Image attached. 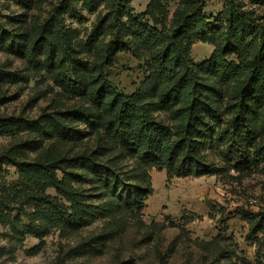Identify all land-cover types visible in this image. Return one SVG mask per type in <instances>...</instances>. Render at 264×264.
I'll use <instances>...</instances> for the list:
<instances>
[{"label":"rangeland","instance_id":"rangeland-1","mask_svg":"<svg viewBox=\"0 0 264 264\" xmlns=\"http://www.w3.org/2000/svg\"><path fill=\"white\" fill-rule=\"evenodd\" d=\"M199 8L203 31H183L184 19ZM141 16L168 43L176 32L192 42L184 55L209 100L192 143L196 157L217 168L214 175L169 178L146 170L104 134L101 112L89 96L70 94L56 81L64 73L86 82L91 92L107 80L126 95L141 93L154 120L180 138L184 106L162 103L163 88L150 80V54L134 45L135 54L107 63L109 44L133 41L128 28ZM152 18L161 25L155 27ZM248 18L264 27V0H0V117L25 125L15 136L0 137L2 211L12 220L38 213L28 199L38 188L21 197L19 170L9 163L15 146L26 168L43 173L44 184L54 174L66 179L89 208L85 225L47 226L41 238L0 221V264H264V108L244 103L246 76L226 82L210 65L224 57L250 66L263 41ZM209 33V42L194 40ZM13 36L21 39L22 53L10 51L6 40ZM78 157L95 164L75 169L70 161ZM112 174L123 182L124 199L114 187L107 189L103 178ZM148 177L153 195L141 212L130 211V191L146 187ZM47 194L59 197L55 189Z\"/></svg>","mask_w":264,"mask_h":264},{"label":"trees","instance_id":"trees-1","mask_svg":"<svg viewBox=\"0 0 264 264\" xmlns=\"http://www.w3.org/2000/svg\"><path fill=\"white\" fill-rule=\"evenodd\" d=\"M152 20L155 27L161 25L158 20L154 18ZM247 21L250 27L261 35L263 41L262 47L250 62V66L247 68L242 64L230 62L224 57L219 62L212 60L210 65L226 82L235 77L246 76L241 92L244 103L263 109L264 27L249 18ZM203 23L202 8H199L184 19L181 28L183 31L197 30L200 32L203 31ZM55 33L60 40L64 39L65 34L60 27L56 28ZM128 33L132 35L133 41L109 44L107 63L112 66V59L122 53L135 54L134 45H141L150 54L152 72L150 80L163 88L162 103L170 109L179 104L184 106L183 113L186 121L180 138H175L170 129L154 120L141 93L126 95L107 80L101 88L91 92L86 82L72 81L64 73L57 76L58 85L70 94L80 97L89 96L91 102L101 112L103 122L101 128L104 134L123 149L134 153L146 170L165 171L169 178L204 177L216 174L217 168L214 165L207 164L196 157L192 143L195 131L201 124L202 116L209 111V100L203 92L196 69L189 64L184 55L185 48L183 47L186 43L191 45L190 38L184 40V32L180 34L181 36L176 32L171 37L173 42L168 43L162 32L151 27L149 22H145L143 16L131 21ZM210 35L211 33L199 35L194 40L209 42L212 39ZM7 42L10 44L11 52L22 53L24 46L21 39L13 36L7 39ZM65 48L66 51L69 50L66 44ZM248 113L250 116L252 112ZM23 127L25 125L22 126L20 120L0 117V137L15 136L22 132ZM60 129L62 133L69 132L63 126H60ZM241 143L245 144V142ZM21 157H23L22 152L15 146L9 152V163L19 170L22 182L20 187L23 191L21 197L25 199V191L28 192L34 185L38 188L30 192L28 196L29 200L37 203L38 213L36 211L35 214H24L17 220H12L11 215L2 211L6 203L0 197V221L13 230L20 229L21 226L24 234L26 230V234L35 235L38 238L46 234L47 226L53 228L51 227L53 225L59 229L75 230L83 226L82 223L85 225L89 208L86 207L84 194L75 190L66 179L59 181L55 174L48 176L46 179L48 182L44 184L43 173L35 167L26 168L25 162L20 160ZM70 164L75 169H85L92 167L95 163L90 158L78 157L70 161ZM103 180L108 184V190L114 187V195L119 199H124L125 193L121 190L123 182L118 176L112 174L111 177H104ZM148 180L146 187L141 188L134 185L130 191L126 205L130 211L141 212L145 203L153 195L152 177H148ZM50 188L55 189L58 198H52L47 194ZM36 192L40 193L36 194ZM38 215L42 218L41 220L35 218ZM24 219L26 222H23Z\"/></svg>","mask_w":264,"mask_h":264},{"label":"built area","instance_id":"built-area-1","mask_svg":"<svg viewBox=\"0 0 264 264\" xmlns=\"http://www.w3.org/2000/svg\"><path fill=\"white\" fill-rule=\"evenodd\" d=\"M258 202L256 200L251 201V205H256Z\"/></svg>","mask_w":264,"mask_h":264},{"label":"crops","instance_id":"crops-1","mask_svg":"<svg viewBox=\"0 0 264 264\" xmlns=\"http://www.w3.org/2000/svg\"><path fill=\"white\" fill-rule=\"evenodd\" d=\"M162 173H166L165 171H162ZM166 175H167V173H166ZM168 176V175H167Z\"/></svg>","mask_w":264,"mask_h":264}]
</instances>
